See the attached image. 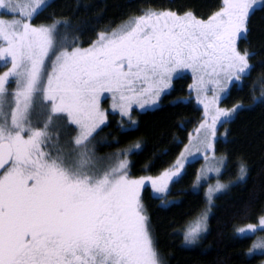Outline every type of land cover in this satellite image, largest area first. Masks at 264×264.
Instances as JSON below:
<instances>
[{"label":"snow or ice","instance_id":"snow-or-ice-1","mask_svg":"<svg viewBox=\"0 0 264 264\" xmlns=\"http://www.w3.org/2000/svg\"><path fill=\"white\" fill-rule=\"evenodd\" d=\"M258 4L264 0H221L205 16L150 6L84 46L68 40L66 22L40 21L49 0H0V264H163L145 187L164 199L189 156L215 158L218 126L243 108L221 105L251 75L253 54L240 42ZM187 71L203 115L176 160L134 177L128 149L100 166L95 142L109 111L131 121L134 108L158 105ZM247 173L241 164L240 179ZM227 187H210L209 205ZM207 230L205 210L185 243ZM236 231L264 232V213ZM252 248L264 249V240Z\"/></svg>","mask_w":264,"mask_h":264},{"label":"trees","instance_id":"trees-1","mask_svg":"<svg viewBox=\"0 0 264 264\" xmlns=\"http://www.w3.org/2000/svg\"><path fill=\"white\" fill-rule=\"evenodd\" d=\"M221 0H51V7L40 17L66 22L62 29L68 40L78 39L84 46L95 40L99 32L114 29L139 10L154 7L190 9L205 16ZM250 32L241 40V48L252 53L251 75L243 86L231 89L222 101L231 108L240 103L243 108L221 128L225 138L216 142V152L226 157L220 179L231 182L228 189L214 197L208 215V230L192 246L184 244L183 232L200 214L207 210L205 185L194 188L201 160L190 162L178 182L170 185L164 199L153 198L146 186L143 197L151 216L153 233L163 264H260L263 254H250L254 236H242L236 229L256 223L264 213V5L254 11ZM3 67H0V72ZM192 76L182 74L174 79L171 90L161 98L160 106L146 111L133 110L132 120L119 114L108 115V127L97 137L96 155L114 163L118 154L131 149L130 174L158 175L179 156L187 143V136L198 125L203 115L201 107L190 97ZM184 101V103H175ZM135 122V126L131 124ZM181 125L183 127H181ZM178 141H182L180 144ZM140 147L135 148L136 144ZM248 169L243 180L239 167Z\"/></svg>","mask_w":264,"mask_h":264},{"label":"rangeland","instance_id":"rangeland-1","mask_svg":"<svg viewBox=\"0 0 264 264\" xmlns=\"http://www.w3.org/2000/svg\"><path fill=\"white\" fill-rule=\"evenodd\" d=\"M50 1H51V0H49V2H50ZM259 6H260V4H258V5L256 6V8L259 7ZM125 22H126V21H125ZM121 24H122V23H121ZM121 24H119V25H121ZM119 25H118V26H119ZM118 26H117V27H118ZM117 27H115V28H117ZM4 70H5V69L3 68V71H4ZM185 73H188V74H190V75L192 76V74H191L190 71L184 72L183 74H185ZM174 79H175V78H174ZM174 79H173V81H174ZM173 81H172V85H173ZM191 84H192V83H191ZM171 88H172V86H171ZM171 88L168 90V92L171 90ZM189 98H192V99L195 101V99H194V94H190V97H189ZM160 103H161V100H160V102L158 103V105H156V106H154V107H152V108H148V109H145V110H140V109H136V108H134L133 110L146 111V110L155 109V108H157V107L160 106ZM195 103L197 104L196 101H195ZM110 105H111V100H110V99L102 100V106L105 107L106 109H109V110H110ZM197 105H198V104H197ZM198 106L201 107L200 105H198ZM221 106H223V105H221ZM223 107H224V106H223ZM201 109H202V107H201ZM109 112H111V111H109ZM117 114H118V113H117ZM126 119H127V118H126ZM131 126L134 127V126H135V122H133V123L131 124ZM220 137L225 138V131H224V129L221 128V126H218L217 140H218ZM187 143H188V141H187ZM187 143H186V144H187ZM186 144H185V145H186ZM182 150H183V149H182ZM214 157H215V158H213V153H211V152L207 153V159H205V154H203V153H193L192 156H189V157H188V161L185 162V167H186V165H187L188 163H190V162H194V161H197V160H201V161H202V164H201L200 169H199V172H198V175L200 176V179H199V181H197V179H196V183H195L194 188H195L196 190H199V189L201 188L202 185H205L204 194H205V197H206V199H207V207H206V208H207V211H208V215H209V212L211 211L212 205H213V203H214V197H215L216 195H218V194H220V193L226 191V190L228 189V187L232 184L231 182H230V183H229V182H224V181H222V180L220 179V176H221V174L223 173V171H224V169H225L226 157H225L223 154H218V153L216 152V144H215V153H214ZM108 164H109V161H106V160L100 158V166H106V165H108ZM217 168L220 169L219 175H217V173H216V171H215ZM184 170H185V168H184ZM184 170H183V172H184ZM183 172H182V173H183ZM217 181H219V182L222 183V184L228 185V187L225 188V189H223L221 192H217V193L213 196V198H212V203H211V205H209V203H208V196H207V194H208V189H209L210 187H215ZM197 219H198V218H197ZM197 219L194 220V221H192V222L187 226V228L190 227V226H194L195 223H196V221H197ZM256 223H257V222H256ZM244 227H246V226H244ZM187 228H186V229H187ZM186 229H185V230H186ZM185 230H184V232H185ZM184 232H183V234H184ZM203 234H204V233H202L201 235H203ZM240 235H242V236H248V235L254 236L253 244H254V243H257V242H260L261 240H264V232H261V231H258V232L254 233V234H253V233H246V234H240ZM197 241H198V240H197ZM184 244H185L186 246H192V245H194V244H191V245L186 244L185 241H184ZM250 254H263V255H264V249H262V248H256V249L251 248V250H250ZM260 264H264V258H263V260L260 262Z\"/></svg>","mask_w":264,"mask_h":264}]
</instances>
